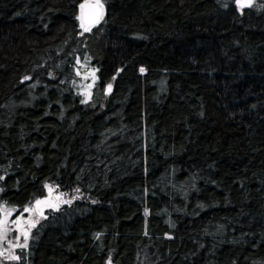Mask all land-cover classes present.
I'll return each instance as SVG.
<instances>
[{"label":"trees","instance_id":"1","mask_svg":"<svg viewBox=\"0 0 264 264\" xmlns=\"http://www.w3.org/2000/svg\"><path fill=\"white\" fill-rule=\"evenodd\" d=\"M83 2L0 0V213L66 200L9 264H264V0Z\"/></svg>","mask_w":264,"mask_h":264},{"label":"rangeland","instance_id":"2","mask_svg":"<svg viewBox=\"0 0 264 264\" xmlns=\"http://www.w3.org/2000/svg\"><path fill=\"white\" fill-rule=\"evenodd\" d=\"M258 1L259 0H252V5ZM92 72V69H88L84 64H80L77 70V74L81 81V92H84L85 99L89 98L91 87H93L94 84L92 78L94 74ZM55 193L56 192L53 190H47L46 196H44L42 200H47L57 205L55 208L62 207L66 203V200L59 198L60 195ZM35 208L36 204L28 208L30 209L29 211L24 210L21 213H16L14 209L2 205L0 220L4 223L2 229H0V233H2V237H0V252H4L5 256H0V264H9L10 260L5 258L9 251L15 254L18 249H21V247H15V245H22V243H25L24 237L21 235V230L29 233L32 228L31 223L37 222L38 218L35 216ZM41 209L42 214H44L45 211L51 209V207L42 205ZM17 220H19V224L15 223Z\"/></svg>","mask_w":264,"mask_h":264},{"label":"snow or ice","instance_id":"3","mask_svg":"<svg viewBox=\"0 0 264 264\" xmlns=\"http://www.w3.org/2000/svg\"><path fill=\"white\" fill-rule=\"evenodd\" d=\"M236 5L239 9L243 10L246 7L252 6V0H235ZM227 7V5H225ZM80 14L77 17V19L80 21V27L85 31H91L92 26L98 24L101 20L104 18L105 14V5L102 2V0H84L83 3L79 5ZM141 72L144 71L143 68L140 69ZM25 80L30 79V77H25ZM109 90L111 89V85H108ZM0 179H3V177H0ZM78 191V190H77ZM59 199V198H57ZM36 208L34 211L42 214V205H46L51 208L57 207V205L50 203L47 200H37L36 202ZM30 209L25 208V211H29ZM3 221L0 220V229L3 227ZM15 223L19 224V220H17ZM32 227H35V222L31 223ZM21 235L24 237L25 243L22 245H15V247H26L27 246V240L29 237V233L27 231L21 230ZM0 237H2V233H0ZM0 256H5L4 252H0ZM8 260H15L18 261L21 259L20 256L15 255L11 251H9L8 255L5 257Z\"/></svg>","mask_w":264,"mask_h":264},{"label":"water","instance_id":"4","mask_svg":"<svg viewBox=\"0 0 264 264\" xmlns=\"http://www.w3.org/2000/svg\"><path fill=\"white\" fill-rule=\"evenodd\" d=\"M105 14H106V8H105ZM105 14H104V15H105ZM94 26H95V25H94ZM92 27H93V26H92Z\"/></svg>","mask_w":264,"mask_h":264}]
</instances>
